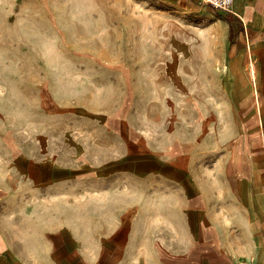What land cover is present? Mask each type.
I'll return each mask as SVG.
<instances>
[{"label": "crops", "instance_id": "obj_1", "mask_svg": "<svg viewBox=\"0 0 264 264\" xmlns=\"http://www.w3.org/2000/svg\"><path fill=\"white\" fill-rule=\"evenodd\" d=\"M128 11L141 109L129 74L111 98L81 77L68 100L48 82L20 90L30 144L11 159L15 202L0 180V264H264V0ZM56 107L78 127L52 132Z\"/></svg>", "mask_w": 264, "mask_h": 264}, {"label": "rangeland", "instance_id": "obj_2", "mask_svg": "<svg viewBox=\"0 0 264 264\" xmlns=\"http://www.w3.org/2000/svg\"><path fill=\"white\" fill-rule=\"evenodd\" d=\"M134 1L0 0V180L6 185L5 195L14 202L17 176L11 173V159L15 150H27L30 144L22 136L23 131H31L30 108L18 97L26 85L41 88L48 82L64 91L59 96L68 100L81 89V77L102 83L100 88H106L110 96L114 95V77L117 87L128 89L129 74L136 88L134 104L141 109V16L136 11V27L130 26L132 11H128ZM69 109L52 108L56 117L52 132L78 127L73 118L77 113ZM39 118V124L46 126V117ZM55 141L63 143L58 136ZM3 203L12 211L11 198ZM2 220L14 228L13 218Z\"/></svg>", "mask_w": 264, "mask_h": 264}, {"label": "built area", "instance_id": "obj_3", "mask_svg": "<svg viewBox=\"0 0 264 264\" xmlns=\"http://www.w3.org/2000/svg\"><path fill=\"white\" fill-rule=\"evenodd\" d=\"M209 4H211L213 7L222 9V10H230L234 0H205ZM246 264V263H241Z\"/></svg>", "mask_w": 264, "mask_h": 264}]
</instances>
